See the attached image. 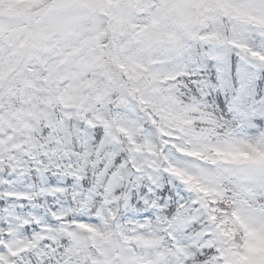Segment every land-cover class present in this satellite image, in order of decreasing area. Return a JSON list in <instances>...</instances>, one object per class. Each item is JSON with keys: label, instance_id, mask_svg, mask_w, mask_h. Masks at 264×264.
<instances>
[{"label": "trees", "instance_id": "trees-1", "mask_svg": "<svg viewBox=\"0 0 264 264\" xmlns=\"http://www.w3.org/2000/svg\"><path fill=\"white\" fill-rule=\"evenodd\" d=\"M218 23L207 20L193 31L215 41H197L195 49L185 41L183 65L172 55L161 65L156 56L153 65L139 58L136 65L130 63L133 52L120 47V65L107 67L116 88L97 69L86 73L79 93L60 76L61 65L30 69L37 96L17 95L13 103L35 119L22 117L18 127H7L0 117L6 145L0 155V264H103L98 255L109 238L141 258L132 241L156 238L181 264H229L213 229L243 264H264V228L255 225L256 239L247 247L250 236L236 217L239 209L264 205V187L256 191L248 180L238 187L220 164L254 160L262 147L264 118L257 110L264 113V27L222 17ZM146 24L145 15L134 20L135 33ZM102 31L106 45L107 25ZM244 90L256 110L255 128L246 126L234 104ZM187 162L201 163L202 170ZM244 189L253 190L251 203ZM77 226L104 240L76 249L70 237ZM49 230L58 235L45 236ZM17 232L27 246L22 253L13 246ZM43 235L45 241L33 242ZM37 245L40 254L33 250Z\"/></svg>", "mask_w": 264, "mask_h": 264}, {"label": "rangeland", "instance_id": "rangeland-1", "mask_svg": "<svg viewBox=\"0 0 264 264\" xmlns=\"http://www.w3.org/2000/svg\"><path fill=\"white\" fill-rule=\"evenodd\" d=\"M255 10L262 14L253 17L251 13ZM263 14L264 0H0L1 121L4 126L17 125L18 127L22 117L35 119L32 113L23 112L16 103H13L17 95L19 99L29 97L31 100L37 96L30 89L31 68L40 65L44 67L61 65L64 68L60 76L69 77L71 84L68 87L71 85L77 93L85 85L86 73L97 69L98 77L102 72V75L105 74L108 77L109 83H113L112 88H116L118 84L113 79L115 74L107 67L108 65H120L119 54L122 50L120 47H127L133 52L130 63H137L139 58L147 60V65H153L150 60L151 57L156 56L157 64L161 65L163 57L172 55L178 60L176 65H183L182 54H189L188 47L184 46L185 41H193L192 48L194 49L197 41L199 43L215 41V39L199 37L198 32L193 33L196 29L203 28L207 20L215 24H219L221 17L232 23H241L244 20L250 26L261 28L264 27ZM141 15L146 16L147 24L144 30L135 33L133 21ZM103 24L107 25V36L109 35L106 45L103 42L105 34L102 31ZM119 40L123 42L120 43ZM214 45L216 49L221 46L218 42ZM239 60L240 62L245 61L242 56ZM195 62L192 60L191 65H196ZM58 74L59 72L54 69L51 79L53 80L51 89H54V92L57 82L54 80L59 79ZM246 78L244 77L247 81ZM10 95L11 98L15 97L12 99L13 106ZM246 99L247 91L244 90L234 104L246 122V126L255 128L252 124V116L256 110L253 106L247 105L248 100ZM6 105L9 106V111L4 109ZM257 112L264 118L263 111L257 110ZM11 119L13 121H10ZM11 122L17 124H11ZM259 143L262 147L254 160L233 162V164L228 163L229 161L220 163L225 164L224 177L228 178L226 180L237 178L240 183L242 182V185L236 182L238 187H243V184L249 181L256 191L262 190L264 187V131H262ZM5 146V143L0 141V155L4 154L1 149ZM214 163L219 162L217 160ZM199 164L201 163L189 162L188 166L197 168ZM197 170H202V168H197ZM207 175L211 178L216 177L211 171ZM198 192H203V189L199 188ZM243 192L249 203H251L249 198L254 201L253 190L244 189ZM238 214L236 217L242 222L245 235L250 236L245 239L248 247L257 236L254 231L257 229L255 225L264 228V205H255L254 209L245 207L242 211L239 209ZM77 227L70 237L76 249L87 251L89 243L96 244L104 240V237L98 240L97 232H92L86 227ZM67 230L65 229V232ZM213 230L214 236L220 240L219 247L225 261L229 264H243L237 257L238 254L235 255L231 251L221 231ZM84 231H87V235L83 233ZM17 233L12 238L13 246L19 253H22L27 246L22 244L19 232ZM44 235L51 237L58 234L56 231L49 230L44 232ZM44 235L37 236L33 242L39 244L45 241ZM109 239L103 242L104 250H100L98 255L104 259L106 264H167L168 258L171 260L170 264H181L176 254L171 253L169 256L170 253L166 247L163 248L160 244V239L143 238L139 241H132V243L139 244L144 253L142 258L121 247L120 241ZM183 240H186V237ZM33 250L39 254L42 252L39 245L34 246ZM75 257L78 259V255ZM54 259L57 260L55 257ZM57 264L60 263L57 262Z\"/></svg>", "mask_w": 264, "mask_h": 264}]
</instances>
